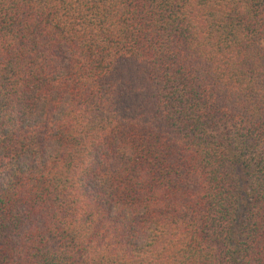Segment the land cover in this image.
Instances as JSON below:
<instances>
[{
    "label": "trees",
    "instance_id": "trees-1",
    "mask_svg": "<svg viewBox=\"0 0 264 264\" xmlns=\"http://www.w3.org/2000/svg\"><path fill=\"white\" fill-rule=\"evenodd\" d=\"M0 264H264V0H0Z\"/></svg>",
    "mask_w": 264,
    "mask_h": 264
}]
</instances>
